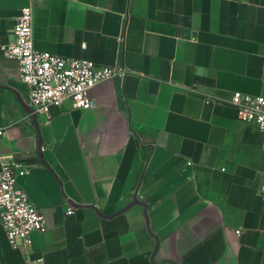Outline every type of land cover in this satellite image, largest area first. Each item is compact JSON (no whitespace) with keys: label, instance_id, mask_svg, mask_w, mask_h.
<instances>
[{"label":"crops","instance_id":"0c3cea01","mask_svg":"<svg viewBox=\"0 0 264 264\" xmlns=\"http://www.w3.org/2000/svg\"><path fill=\"white\" fill-rule=\"evenodd\" d=\"M31 2L36 49L127 71L37 126L0 52V167L27 165L18 181L44 214L29 258L264 264V141L227 102L264 95V0H0V44ZM0 264H26L1 224Z\"/></svg>","mask_w":264,"mask_h":264},{"label":"built area","instance_id":"2783aa9c","mask_svg":"<svg viewBox=\"0 0 264 264\" xmlns=\"http://www.w3.org/2000/svg\"><path fill=\"white\" fill-rule=\"evenodd\" d=\"M34 6L22 5L12 27V38L0 44L4 57L19 63V77L28 87L24 100L25 117L37 126L48 120L55 105L65 99L74 108L86 110L93 105L91 90L105 80L123 77L126 68L120 61L104 65L84 58H73L42 51L34 45ZM206 101L219 100L214 94H206ZM234 106L240 121L253 124L261 132L264 141V95L233 91L228 100ZM8 127L0 126V136L7 134ZM21 161L2 162L0 167V224L12 248L21 250L26 264H45L42 256L31 259L28 247L31 234L45 229L42 209L20 185L18 178L27 170ZM264 198V168L259 185ZM72 208L68 209V213ZM239 232V230H237Z\"/></svg>","mask_w":264,"mask_h":264}]
</instances>
